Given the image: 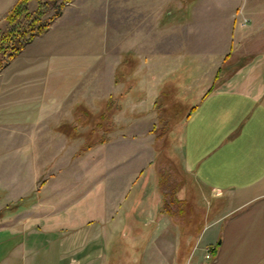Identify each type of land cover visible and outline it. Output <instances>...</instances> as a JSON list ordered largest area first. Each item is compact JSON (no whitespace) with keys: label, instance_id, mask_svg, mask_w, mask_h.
Masks as SVG:
<instances>
[{"label":"crops","instance_id":"0c3cea01","mask_svg":"<svg viewBox=\"0 0 264 264\" xmlns=\"http://www.w3.org/2000/svg\"><path fill=\"white\" fill-rule=\"evenodd\" d=\"M15 1L0 0V21L4 20ZM74 1L67 3L50 26L26 44L24 49L9 62L8 67L6 66L8 74L6 71L4 80L0 79V101L4 100L0 105L4 109L0 111H4V121L8 118L9 123L0 125L8 126L10 129L13 127L11 122H14V118L7 108L11 100L27 98L23 95V91H26L27 87L24 85L28 81L32 80V86H35V98L39 97L42 88L51 93L48 99L53 101L57 97L58 88L60 89L62 76L68 73L70 86H67L62 99L57 98L59 103L52 104L46 111L43 105L37 106L36 103L34 107L36 117L52 114L71 118V113L67 109L69 106L64 107L63 99L68 91L72 88L76 89V84L81 79H88L84 69L86 67L92 69L96 61L93 58H98L99 54L104 55L99 70L106 69L107 86L101 94L87 93V90L84 92L83 89L80 93L81 101L93 109L95 105L93 107L91 105L95 99L102 100L106 96L117 95L124 90L125 83L121 81L114 83L113 79L115 69L121 62V56L113 57L114 51L118 50L117 46L114 43L107 46V39H104L101 28L94 25V20L100 19V8L93 9L90 6L91 2H88L91 0H82L80 5H73ZM154 2V6L148 12L138 6L128 15L124 14L123 8H120V12L119 8L108 7V13L111 15L110 33L114 36L111 31L114 30L117 35L120 25H125V20L131 16L134 28V53L138 57L137 64L140 68L145 67V63H141L142 59L150 67L153 60L158 58L156 54L151 56L153 52L163 51L171 54L181 52L184 60L189 51L196 55L187 56L192 66L198 70L193 79L204 75L209 83L205 90L200 89L197 98L193 93L177 96L179 90L177 88L175 94L174 84H179L180 77L171 75L178 71L181 66L178 65L179 62L170 67L164 65V67L168 66L165 68L166 71L173 70L170 77L164 79L162 85L161 80L159 81L152 70L144 75L145 78L141 76L143 78L139 79L138 87L143 90L146 97L144 100L147 101L144 108L148 105L152 106L156 97L161 98L163 102L192 98L197 101L196 107L187 114L185 120L180 122L178 128L176 127V131L180 132V143L176 145L180 159L171 153L175 146L171 144L170 139L176 134L175 132L173 135L171 130L170 141L167 140V146L163 150L168 153L164 155V159H169L170 164L175 165L173 167L174 197L180 201L172 204L171 211H181V206L186 203L190 205L191 212L194 208L198 209L203 187L202 189L209 192L211 212L208 214L206 212L201 217L202 228L194 240H190L189 237L184 241L173 240L171 237L163 239L167 245L168 264H172L173 261L176 264H264V0H155ZM84 3H88L87 8L83 6ZM71 6L69 15L68 12L65 15V11ZM168 7L171 8L169 13H167ZM158 14L165 15L166 20L162 28L157 31ZM114 20L115 25L111 22ZM147 20L149 26L153 27L149 33L150 46L146 48L147 45H142V40L139 41L137 35L140 27ZM124 40L125 38L122 37L118 45H124ZM122 51L126 53L125 50ZM217 58L219 60L212 65L211 62ZM91 77L90 73V79ZM195 82L197 81L191 80L190 83ZM162 88L165 90L163 94ZM13 89L22 94L10 95ZM127 95L121 102V111L141 114L140 101L133 99L132 95ZM7 100L10 104L6 102ZM61 111L65 114H61ZM115 121L118 122L116 119ZM120 124L118 123L119 127ZM106 144L108 143L100 146ZM21 145L23 144L17 145V148ZM151 148L157 155L160 153L153 148V144ZM76 150H73V153ZM91 151L93 148L84 153ZM19 152L21 156L22 152ZM10 158L14 162V157ZM160 160L163 159L159 154L154 160L153 178L156 184L159 182L157 163ZM152 161L153 157L150 163ZM99 163L100 166L104 165L103 160ZM146 166L136 169L133 179L128 182L129 186H126V182L121 194L116 185L110 183L108 177L98 172L99 180L91 185L81 199L74 202L70 199L68 205L60 208L57 214L46 216V221L39 219L25 221L20 216L19 220L17 219L18 224L14 225L6 216L7 221H4L6 224L0 227V264L114 262L116 258L111 256L109 261V255L119 251V248L117 246L112 249V245H120V240L125 239L120 236L116 238L109 232V220L112 216L109 203L110 199L114 198L118 217L116 226L133 228V236L129 241L135 245L133 248L141 243L140 230L145 223H154L155 220L156 227L162 223L166 226L171 219L176 225L177 220L176 218L174 220L172 214L164 212L166 214H162L161 217L160 213L156 215L159 209L158 203H150L145 207L144 217L147 218L144 220L135 216V201H132L128 207L125 206L124 200L131 192L127 189L132 183L143 178L142 176L145 177L143 173L146 171ZM84 176L86 178L90 175L86 173ZM150 177L152 175H149L147 180ZM70 178L69 175L68 179ZM143 180L145 181L146 177ZM1 189L7 191L6 187ZM14 195L15 200L27 196L23 188L17 189ZM139 195L142 197L143 193ZM131 210L135 214L133 217L129 216ZM139 210L141 209L138 208ZM17 211L21 214L29 212L25 207ZM126 220H130L131 224L126 225ZM135 228L137 230H134ZM152 238L153 235L150 242ZM48 244H52L50 249H47ZM154 244L157 249V243ZM41 247H45L46 251L39 255L37 251ZM206 247L212 249L210 258H205Z\"/></svg>","mask_w":264,"mask_h":264},{"label":"rangeland","instance_id":"374dc122","mask_svg":"<svg viewBox=\"0 0 264 264\" xmlns=\"http://www.w3.org/2000/svg\"><path fill=\"white\" fill-rule=\"evenodd\" d=\"M154 1L155 0L88 1L91 2L90 6H92L93 9L100 8V19H95L94 25H98V27L101 28L102 35L104 34V39H107V46H109L111 43H114L117 46L118 50L114 51L113 53L114 58H116L117 56H121L122 60L124 54L131 53L134 55L138 62V57L134 53L135 44L134 28L132 27V17L130 16V18H127L125 20V25H120L117 31V35L116 31L111 30L112 33H114L113 36L110 33L111 25L109 18H111V15L108 13V7H114V9L119 8V10L120 8H123L124 14L128 15L130 12H133L135 7L138 6L142 10L146 9V12H148L149 9L154 6ZM81 3L82 0H75L73 5H80ZM36 4V0H30L28 3L29 10H34L36 8ZM87 5L88 3L83 4L85 8H87ZM70 9H72V6L65 11V15L66 12H68L67 15H69ZM114 11L117 12V10ZM170 11L171 8L168 7L167 13H169ZM95 13L96 11L94 12V14ZM51 14L52 10H50L45 15V17L47 18ZM165 20V15L158 14L156 22L157 31L162 28V24ZM111 22L114 25L116 24L115 20ZM141 22H143V19L141 20ZM6 25L7 24L5 20L0 21V30L5 29ZM152 27L153 26H149L147 20L146 23H143V25L140 27V30L138 31L137 39L139 41L142 40L141 44L147 45L146 48L150 46L148 45L150 41L149 33ZM122 37L125 38L124 45H118L119 40L122 41ZM122 50H125L126 53H123ZM155 54L158 58L153 60V63L150 67L147 66L144 59H142L141 63H145V67L140 68L139 65L136 64L135 68L133 69L134 71L129 75L126 73L127 75L125 76V79L121 80V82L126 84L127 80H129L131 76H133L135 84L131 83V85L129 83L131 85V90L128 95H132L133 99L140 101V106L142 107L140 109L141 114H133L129 113L128 111H121V108L118 107V104L113 98V96L115 95L104 97V99L106 100H108L109 97H112L109 112H112V114L114 113L112 115L114 127L111 128L109 132L105 133L106 141L104 143L108 144L104 146H100L104 143L95 144L92 147L93 151L89 153H81L77 155L78 150H80V145L84 143L83 137L77 136L75 138H70V140L69 137H67L65 134L54 131L53 128L58 125V123L60 122L59 120H72L71 122L73 123L74 119L72 115V109L74 107V104L81 102L90 107L80 99V97L82 96L80 93H82L83 89L84 92L85 90H87V93L93 92L95 94H101L105 91V87L107 86V71L106 69L102 71L99 70V68L101 67V62L104 60L103 54H99L98 58H93L94 61L96 60V63L94 62L92 69H89L88 67L84 69V71L86 72V77H88V79H81L76 84V89L72 88L70 91H68V94L63 99L64 107L69 106L67 107V109L68 112L71 113V118L69 116L62 118V115L52 114H46L45 116L36 117V110L34 107V105L37 103V106L42 107L43 105L46 111V109H48V107L52 104H58L59 99L57 98L62 99L64 91H66L68 88L67 86H70L71 80L69 77V73L62 76L59 85L60 89L57 86L58 92L57 97L55 98V100H53L54 103L53 101L48 99L51 93L43 90L40 86V82L39 88H41V92L39 94V97L35 98L36 90L34 89L35 86H32V80L28 81L26 85H24V87H27V89L26 91H23V95L27 96V98L18 100L13 99L11 100V104L9 100L6 101L10 104L7 110L11 114V116H13L14 122H11L13 126L11 129L8 126L5 127L4 125H0V210L6 208L8 204L17 202L14 195L17 189L23 188V192H26L27 194V196L24 197L30 196L31 201L29 206L25 207L29 210V212H23V215L18 211L2 215L0 217V227L6 224L4 223V221H7V219L10 220V222L14 225L18 224L17 221L19 220L20 216H22L23 220L25 221H31L35 219L46 221V216L51 217L53 214H57L56 212H58L60 208H64L66 205H68L70 199L73 202L74 200L78 201L79 199H81L83 194L87 192L91 185L99 180V178L97 177L98 172H101L106 178L108 177L110 183H114L121 194L123 186L125 188L126 182V186H129L128 182L133 179V175L135 174L136 169L138 167H143L146 165V171L143 173L146 177V180L144 181L143 179L145 177L142 176L143 178L138 179L135 183H132L129 189L126 188L128 192L129 190H131V192L124 200V204L126 207H128V205H130L132 201H135L136 215L133 214L131 210L129 216L131 215L133 217V215H135L136 218H141V220L147 218L144 217V209L150 203H158L157 206L159 209L156 215L160 213L161 217L162 214H166L164 212H166V204L169 201V197L166 192L168 193L171 190L173 186L172 184L174 182L173 177H175V170L173 168L175 165L173 164L172 166L169 162V159H164V157L168 153L167 151H163L165 149V146H167L166 138L168 137V134H170V132L166 136H164L165 138H163V135L166 133H162L159 130H157L156 132L153 131L154 127L159 126V117L164 115L162 114L163 112L160 110V108L156 106V104H161L163 100L156 97L152 106L148 105L146 106L147 108H144V106L147 104V101L144 100L146 99V97H144L143 90L138 87L139 79H142L144 75L148 74L149 70H152V72H155L159 81L161 80L160 84L162 85L164 79H166L167 76L170 77L173 70L170 69L169 71H166L167 69L165 68H167L168 66H173L174 64H177L176 62H179L178 65L181 66L178 68V71H173L174 73H172L171 75L172 77H180V79H178L179 84H174L175 94L177 88L179 90L177 91V96H180L181 94L189 95L190 93H193L195 94V98H197L198 94L200 93V89L205 90L209 86V83L205 79L206 77H204V75L193 79L198 70H196L192 66V62L187 57L188 55H195L193 54V52L188 51V55L184 58V60L182 59L181 52H173L172 54L165 53L163 51L157 53L153 52L151 53V56ZM178 57L180 58L178 59ZM218 60L219 58L215 59V61L211 62V64H215V62ZM147 63L149 64V58H147ZM119 65L120 64H118V66ZM164 65L168 66L164 67ZM6 66L0 71V79L4 80L5 75L8 74ZM90 73L92 76L91 79ZM113 79L115 80V72ZM199 79H201V81ZM3 80L1 81L3 82ZM191 80H195L197 82L190 83ZM75 82L77 81L75 80ZM161 85H159V87ZM182 85L185 86L182 87ZM143 87L146 88V86ZM12 91L13 92L10 93V95L13 96L15 94H18V96L22 94L21 92L16 91V89H13ZM88 95L90 94H87V96ZM195 98L189 100H181V103H179L177 107H172L174 109L172 114L176 113L175 117L179 118L182 116L178 119L174 127L171 128V132L173 133V135L176 132L175 136L171 137V141L168 139L171 144L175 146L174 148H172L171 153L174 154L177 159H180V155L176 150V145L180 143V132L178 133L176 131V127L178 128L180 122L182 120H185L187 114L196 107L197 101ZM99 99L100 98L93 101V104L91 105L92 107L93 105H95L93 110L97 109L96 104ZM3 102L4 100L1 99L0 105ZM88 103L91 102L88 101ZM0 109H4V107H0ZM61 114L65 113L62 112ZM115 119L118 120V122L115 121ZM8 120L9 119L7 118V121H4V111H0V124L9 123ZM109 121L110 120H108L107 122L108 126H110L109 123L111 122ZM118 123H121L120 127L118 126ZM77 125V128H79L80 130H85V126H82L81 122H78ZM64 143H66L65 147L63 145ZM20 144L23 145L19 146L20 148H17V145ZM152 144L154 149L160 151L159 154L163 159L160 160L159 163H157V171L160 182H158L157 184L155 183V178H153V175L154 160L157 159L159 154L157 155L154 152L155 150L151 148ZM70 145L71 147H69ZM73 150H76V152L73 153ZM19 151L22 152L21 156H19ZM11 156L14 157V162L11 161ZM17 156L19 157L17 158ZM152 157L153 161L152 163H150ZM105 158L106 161L104 162ZM100 160H103L104 165L100 166ZM116 162L118 163V165L116 164ZM86 173H88V175L90 176L85 178L84 175ZM69 175L71 177L70 179H68ZM149 175H152V177L147 180V177ZM11 185L14 186L11 188ZM2 187H6L7 191L1 189ZM139 188L140 191L138 192ZM202 188L201 190L203 194L199 199L200 206L198 209L194 208L193 212H191L190 205H188L187 203L183 204L181 206V211L176 210L172 213L174 220L175 218L177 220L176 225L169 218L166 226L162 223L156 227L157 223L155 220L154 223H145V225H143L140 230L141 243H139L138 247L136 246L135 248H133V246L135 245H132V243L129 242L131 241V238L133 236V228L130 226H116V221L118 219V217L116 216V201L115 198L112 200L110 199L109 207L112 210V213H110V215L112 216L109 220L110 235L113 234L116 238L120 236L124 237L125 239L120 240V245H112V249L118 246L119 251L117 250L115 251V253H110L109 261L111 256L115 257L116 259L114 260V262L108 261L109 264H135V262L136 264H168V261L166 259L167 245L163 239L171 237L173 240L180 239L184 241L189 237L190 240H194L202 228L203 223L201 221V217L203 216V214L205 215L206 212L207 214L211 212L209 192ZM140 193H143L142 197H140ZM138 208H140L141 210L138 211ZM6 216L8 217L7 219ZM125 224L129 225L131 224V221L126 220ZM34 228L37 229V227ZM134 230L137 229L135 228ZM152 235L153 238L150 242V238ZM126 239H128V241H126ZM154 243H157V249ZM51 246L52 244H48L47 249H50ZM159 249H161V251ZM44 251H46L45 247H41L37 252L39 255H41ZM172 264L176 263H174L173 261Z\"/></svg>","mask_w":264,"mask_h":264},{"label":"trees","instance_id":"16d2710c","mask_svg":"<svg viewBox=\"0 0 264 264\" xmlns=\"http://www.w3.org/2000/svg\"><path fill=\"white\" fill-rule=\"evenodd\" d=\"M29 1L30 0H16L4 17L7 25L5 29L0 30V71L8 65L35 36L43 33L50 26L52 21L61 14L64 6L71 0H36L37 4L34 10H29ZM50 10H52V14L46 18L45 15ZM137 63V59L133 54H124L120 65L115 69V83L125 79L127 74H131ZM129 83L135 84L133 76L127 80L124 90L113 96L119 108H121L123 98L131 90L132 84L130 85ZM164 91V88H162L161 93L163 94ZM111 101L112 97H109L108 100L102 99L97 101L96 110L91 109L81 102L74 104L72 109L73 123L71 122L72 120L60 121L58 125L53 128L54 131L63 133L69 138H75L77 136L84 138V143L80 145V150H78L77 155L86 152L95 144L104 143L106 141L105 133L109 132V130L114 127V121L112 119L114 113L112 114V112H109ZM179 103H181V99L166 100V102H162L161 104L155 103L164 115L159 117V126L154 127L153 131L156 132L159 130L162 133H166L163 135V138H165L164 136L174 127L178 119L182 117L177 118L175 117L176 113L172 114L174 111L172 107H177ZM108 120L111 121H109L110 126L107 124ZM78 122H81L82 126H85V130L82 131L77 128ZM166 139H170L169 134ZM172 185L168 193L165 191L169 197V201L166 204V212L170 214L174 212L171 211L172 204L180 202L174 197L175 182H173ZM30 201L29 196L18 199L16 203L8 204L6 208L0 210V217L6 213L17 211L20 208L28 207Z\"/></svg>","mask_w":264,"mask_h":264},{"label":"built area","instance_id":"2783aa9c","mask_svg":"<svg viewBox=\"0 0 264 264\" xmlns=\"http://www.w3.org/2000/svg\"><path fill=\"white\" fill-rule=\"evenodd\" d=\"M212 255V249L210 247L205 248V258H210Z\"/></svg>","mask_w":264,"mask_h":264}]
</instances>
